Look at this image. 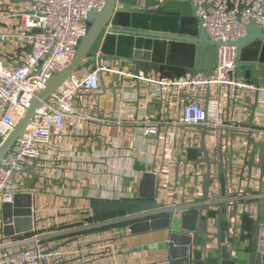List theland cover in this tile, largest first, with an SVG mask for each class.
Returning a JSON list of instances; mask_svg holds the SVG:
<instances>
[{
    "label": "built area",
    "instance_id": "1",
    "mask_svg": "<svg viewBox=\"0 0 264 264\" xmlns=\"http://www.w3.org/2000/svg\"><path fill=\"white\" fill-rule=\"evenodd\" d=\"M104 2H0V144L50 76L70 64L76 43L86 31L87 13L100 12ZM192 3L197 7V19L213 41L225 43L242 39L245 26L251 21L264 32V0H192ZM216 58L209 77L199 72L181 79H167L130 73L121 64L100 59L97 50L93 63L84 65L39 107L32 123L0 162V264H79L85 257L84 248L91 249L87 256L107 258L114 244L122 243L124 236L130 234V227L168 215L177 220L182 212L194 209L202 210V220L208 217L207 252L216 250L220 214L226 223L222 245L231 257L235 240L247 236L254 224L257 234L254 251H264V228H260L258 215L264 200V177L263 181L259 180L261 155L260 152L251 154L252 148L247 149L245 138L230 139L233 131L241 135L248 130L242 127L248 117V113L243 112L248 111L240 107L255 100V120L263 122L264 84L256 87L239 75L234 46H221ZM102 80L106 91H114L112 107L103 113L100 108ZM234 104L240 106L234 107ZM126 125L132 136L144 139L153 148L147 171L137 172L132 166L140 160L141 150H124L119 146ZM91 126H99L98 132H93ZM107 126L118 129L117 137L110 138L100 132ZM74 136H87L90 141L101 139L107 150L98 155L90 144L91 159L83 160L73 148H66L68 139ZM202 137L211 164L206 196L203 180L207 166L195 163L203 158L197 151ZM124 160L129 162V167ZM33 161H37L36 166L42 170L21 174ZM58 162L69 163L64 167L68 171L85 172L90 185L82 179V174L64 177L61 172L64 168H53L52 164ZM77 163L83 164L85 171H80ZM145 173L154 179V201L160 206L157 210L133 215L124 213L103 222L101 217L92 218L87 213L86 224L76 229L71 226L76 219L69 217L57 201L69 196L66 188L49 189L56 204L53 217H42V211L35 204L36 195L46 190L47 182L56 179H73L80 191L87 190L88 202L140 200L139 183ZM35 174L43 177L45 184L42 179H34ZM94 180H98L99 185H93ZM123 180L128 185L122 184ZM27 194L32 197L31 230L5 236L4 228L15 229V221L23 218L14 215L15 197ZM77 197L83 198V193L79 192ZM5 205L12 207L9 222L3 218ZM205 208L209 210L207 215ZM244 218H250L253 225L246 227ZM106 225L108 228L97 230L88 245L76 237L77 241L50 252L55 247L51 248L50 243L58 236ZM107 229H111L109 235H105ZM199 235L204 239L203 233Z\"/></svg>",
    "mask_w": 264,
    "mask_h": 264
},
{
    "label": "water",
    "instance_id": "2",
    "mask_svg": "<svg viewBox=\"0 0 264 264\" xmlns=\"http://www.w3.org/2000/svg\"><path fill=\"white\" fill-rule=\"evenodd\" d=\"M10 2L13 0H0ZM229 9L232 5L228 3ZM207 8L206 5L203 6ZM197 7L192 0H105L102 9L98 13L89 12L85 18L86 31L81 39L77 41L70 64L62 71L53 74L45 86L32 97L29 106L24 110L17 120L9 135L0 144V162L10 153L15 141L20 138L25 129L32 123L34 115L39 107L50 99V96L59 91L60 88L70 80L73 75L79 73L87 63L94 62L93 48L98 45L100 59L112 63L121 64L127 71L143 76L158 75L167 79H181L185 75L193 76L201 72L209 77L217 61V50L225 44L234 46L236 49V69L243 75V79L259 87L264 84V32L254 23L249 22L245 26V35L242 39L232 42L213 41L208 36L203 23L196 17ZM242 9V8H241ZM240 9V10H241ZM261 72L258 76L256 72ZM102 94L106 88L101 82ZM114 96V91L112 90ZM239 104H234V107ZM248 111L247 121L242 124L247 128L246 133L240 135L233 131L230 139L240 140L245 138L247 149L252 148L251 154L260 152L259 180L264 177V130L263 122L255 120L256 101L252 104L240 107ZM234 148V146H232ZM198 153L203 155L195 163L207 166V173L203 180V195H207L209 182L210 162L203 137L200 141ZM246 157L243 163L246 164ZM33 161L26 166L21 174H29L31 170H42ZM250 166L252 163L249 164ZM34 179H45L35 174ZM222 177L220 182H222ZM140 200H123L121 202L95 201L88 203L89 213L92 218H99L112 213L127 215L138 214L145 211L157 210L160 206L154 201V179L150 174H143L140 180ZM223 184V182H222ZM31 195H17L14 199V215L23 218L15 221L13 227H5L4 235L12 236L18 232H28L32 228L31 222ZM20 206L26 208L20 209ZM264 208V206H263ZM12 207H3V218L9 222ZM208 208L204 209L208 214ZM202 210L194 209L182 212L180 219H173L171 215L157 220L134 225L129 228L131 235L142 234V232L165 229L168 232V240L164 248L165 264H234L231 255L223 246L226 229L224 216L220 214L217 226L216 255L211 257L207 252L208 243V217L202 220ZM177 223V224H176ZM175 225L177 228H175ZM41 226V225H40ZM175 228V229H174ZM199 233L205 235L201 238ZM192 234V236H190ZM257 238V237H256ZM71 238L60 245L55 246L50 252L64 248L77 241ZM202 246L201 253L197 254L193 249ZM250 264H264V251L253 252L250 255Z\"/></svg>",
    "mask_w": 264,
    "mask_h": 264
},
{
    "label": "crops",
    "instance_id": "3",
    "mask_svg": "<svg viewBox=\"0 0 264 264\" xmlns=\"http://www.w3.org/2000/svg\"><path fill=\"white\" fill-rule=\"evenodd\" d=\"M2 29H5L3 26L1 27ZM256 74L258 76H262L261 72L257 71ZM239 75L242 77L239 73ZM142 100H140V103ZM113 104V96L112 92L106 91L103 93V95L100 97V108L101 112L110 110ZM243 113H248V112H243ZM128 125L124 128L125 133L124 136L120 139L119 141V146L122 149H135L137 151H142V155L139 161H135V163L132 165L133 169L137 172L141 171H147L149 167L148 162L150 161V158L152 157L153 153V148L151 147V144L144 139L141 138H136V136L131 135V131H129ZM93 132H98L99 126H91L90 127ZM100 132L102 134H107L110 138L117 137L118 135V129L114 126H107L104 128L100 129ZM90 144L92 145V149L96 151V154H104L106 147H103L101 143V139L95 138L93 141H90L89 137H83V138H76L75 136L72 137V139H68L66 148L69 149V147L73 148L76 153L79 155V158L83 160H88L91 159V150H89ZM124 163L126 164V167L128 166V161L124 160ZM53 168L57 167H68L69 163H63V162H58V163H53ZM78 168H80V171H85L83 164L77 163ZM113 167L116 168V165L113 163ZM120 167V166H118ZM64 168L61 172L62 175L66 178H72L77 175H81L82 179H84L86 182L89 184V177L85 172H74L69 169ZM125 169V168H124ZM121 167V170H124ZM130 169V168H129ZM126 170V169H125ZM72 175V176H71ZM143 176V175H142ZM142 178V177H141ZM93 185L97 186L99 185L98 180L92 181ZM128 182L126 180H123L122 184L128 185ZM47 188L45 191H41L40 194L36 195V206L39 208L41 212L42 217H53L54 215V200L51 198L49 195V189L55 188V189H60V188H66L67 191L69 192V196L67 198H63L62 200L58 199V204H60L63 208L66 214L72 218L76 219L77 225L74 226L76 229L77 227H82L85 225V215L89 213V208H88V201H87V190L84 189L80 191L79 186L76 185L75 181L71 179L70 181H65L62 179L59 180H52L50 182H47L46 184ZM79 192L83 193V198H78L77 194ZM264 193V190H263ZM56 201V202H57ZM264 200L261 202V206L259 207L258 210V215L260 216L261 211L264 212ZM84 213V214H83ZM245 219V218H244ZM243 219V220H244ZM261 219V216H260ZM250 221V218H246L244 222L248 224ZM249 228V226H248ZM264 228V227H263ZM66 228H62L64 230ZM256 225L254 224V227L252 230H249V233L245 237H241L239 239H236L234 242V256L231 257V260L234 261V264H250V255L254 252L255 250V242H256ZM98 229H90L86 231H81V232H68L62 236H58L56 239H54L50 243V247L53 248L56 245H60L71 238L74 237H79V241L81 243H86L88 245L89 241L94 239L95 232ZM111 232V229H107L105 231V235H109ZM82 234V235H81ZM264 234V231H263ZM168 232L165 229H159V230H154V231H148V232H142V234H136V235H131L127 234L124 236V239L122 243L118 244L116 246V243L112 247V254L106 257H99V256H87L89 251L91 250L90 248H84L86 251L83 253L84 258L82 261H80L79 264H165V259H166V254L165 250L163 247H165L166 242L168 240ZM110 243V242H108ZM107 243V244H108ZM116 246V247H115ZM201 245L198 246V248L195 249V253L197 254H202L201 252ZM215 251V250H214ZM132 253H136L135 256L132 255ZM211 257L216 255L214 252H210Z\"/></svg>",
    "mask_w": 264,
    "mask_h": 264
},
{
    "label": "rangeland",
    "instance_id": "4",
    "mask_svg": "<svg viewBox=\"0 0 264 264\" xmlns=\"http://www.w3.org/2000/svg\"><path fill=\"white\" fill-rule=\"evenodd\" d=\"M98 45L95 47V48H93V53H95V52H97V50H98ZM38 183V182H37ZM27 186L29 187L30 186V183H28L27 182ZM37 188H40V187H37ZM263 190H264V187H263ZM260 216H261V219H260V228H263L264 227V212L263 211H261V213H260ZM104 221V219L103 220H101V222H103ZM177 224V223H176ZM107 226V225H106ZM101 227V228H99L98 230H105L106 228H108V226L107 227ZM175 228H177L176 227V225H175ZM174 228V229H175ZM211 255V254H210Z\"/></svg>",
    "mask_w": 264,
    "mask_h": 264
},
{
    "label": "trees",
    "instance_id": "5",
    "mask_svg": "<svg viewBox=\"0 0 264 264\" xmlns=\"http://www.w3.org/2000/svg\"><path fill=\"white\" fill-rule=\"evenodd\" d=\"M120 215H122V213H112V214H108V215H106V216H103V217H101L102 219H106V218H112V217H115V216H120ZM252 223V222H251ZM250 222H248V224H246V227H248L249 226V224H250V226H252L253 225V223L251 224ZM77 224L76 223H74V224H72L71 226H76ZM70 226V227H71Z\"/></svg>",
    "mask_w": 264,
    "mask_h": 264
}]
</instances>
